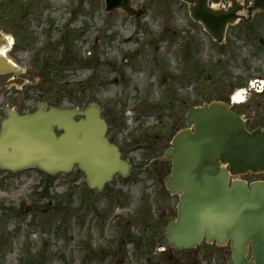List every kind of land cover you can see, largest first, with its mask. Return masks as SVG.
<instances>
[{
    "label": "rangeland",
    "instance_id": "rangeland-1",
    "mask_svg": "<svg viewBox=\"0 0 264 264\" xmlns=\"http://www.w3.org/2000/svg\"><path fill=\"white\" fill-rule=\"evenodd\" d=\"M132 5L140 16L108 11L105 0H0V33L12 37L4 54L23 69L0 73V121L6 105L27 112L41 98L97 102L132 164L101 191L78 168L54 175L0 168V264H231L227 246L204 242L188 253L168 245L178 195L164 182L171 162L159 156L190 106L230 99L237 80L264 78V15L254 13L250 30L229 25L217 43L182 0ZM46 62L56 68L47 82ZM246 97L238 106L253 114L248 125L264 122V88Z\"/></svg>",
    "mask_w": 264,
    "mask_h": 264
},
{
    "label": "water",
    "instance_id": "water-1",
    "mask_svg": "<svg viewBox=\"0 0 264 264\" xmlns=\"http://www.w3.org/2000/svg\"><path fill=\"white\" fill-rule=\"evenodd\" d=\"M192 16L201 20L219 41L228 23L244 9L241 0H186ZM107 9L135 10L131 0H106ZM264 11V0L247 9ZM2 41L0 36V42ZM17 70L0 54V72ZM0 128V166L17 170L38 166L47 172L69 171L78 164L89 186L101 189L115 173L130 172V163L106 136L108 124L95 102L84 108L49 106L19 114L7 107ZM76 115H81L76 119ZM188 126L179 129L161 157L172 160L165 177L172 193H180L178 216L168 224V242L190 248L206 238L225 244L231 240L233 264H264V180L229 183L230 174L264 171V126L249 130L244 117L227 101L211 100L192 106ZM56 129L62 130L57 134ZM227 164L229 168H227ZM251 247V256L248 253Z\"/></svg>",
    "mask_w": 264,
    "mask_h": 264
},
{
    "label": "trees",
    "instance_id": "trees-1",
    "mask_svg": "<svg viewBox=\"0 0 264 264\" xmlns=\"http://www.w3.org/2000/svg\"><path fill=\"white\" fill-rule=\"evenodd\" d=\"M66 52H67V51H66ZM69 53H71V52H69ZM55 69H56V68L54 67V65H50L49 62H46L45 66H44V70L46 71V74H43L44 77H48L49 75L53 74ZM241 83H242V81L239 80L238 84H241ZM234 86H235V85L233 84L232 87H234ZM47 89H48V90H52V87H49V88H47ZM60 91L65 92V91H67V90H66L65 87H62ZM219 96H221V97H225L224 95H219ZM53 99H54V100H53L54 102L60 104L61 101L59 102V101L57 100L58 98H56L55 96H53Z\"/></svg>",
    "mask_w": 264,
    "mask_h": 264
},
{
    "label": "bare ground",
    "instance_id": "bare-ground-1",
    "mask_svg": "<svg viewBox=\"0 0 264 264\" xmlns=\"http://www.w3.org/2000/svg\"><path fill=\"white\" fill-rule=\"evenodd\" d=\"M4 38L6 39V45H5V47H7L8 45L11 44V42H12V37H11V36H7V38H6V37H4ZM5 47L2 48V50H1L2 53H5V50H6Z\"/></svg>",
    "mask_w": 264,
    "mask_h": 264
}]
</instances>
